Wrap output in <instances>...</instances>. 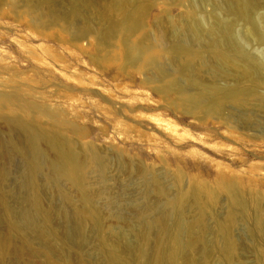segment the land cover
<instances>
[{
  "label": "rangeland",
  "instance_id": "374dc122",
  "mask_svg": "<svg viewBox=\"0 0 264 264\" xmlns=\"http://www.w3.org/2000/svg\"><path fill=\"white\" fill-rule=\"evenodd\" d=\"M222 4L0 0V264H264V70L172 27Z\"/></svg>",
  "mask_w": 264,
  "mask_h": 264
},
{
  "label": "bare ground",
  "instance_id": "6f19581e",
  "mask_svg": "<svg viewBox=\"0 0 264 264\" xmlns=\"http://www.w3.org/2000/svg\"><path fill=\"white\" fill-rule=\"evenodd\" d=\"M224 4L222 5H213V9L208 15L213 20V23H204L203 18L197 17L193 18L194 20H184L181 23H175L172 25L173 31L176 34H180L183 36L184 40H192L195 42H199L201 44H207L210 42H214L215 44H224L225 52L218 56L219 65H224L228 62V60H238L240 59L243 64H245L247 74L255 73L256 75L262 73L264 70V52L262 51V46L264 47V14L260 13L255 16H252L253 3L254 0H223ZM206 3H211V0H205ZM195 9L198 11L197 5H194ZM222 11L229 15V19H226L221 14ZM207 16V15H206ZM243 20L248 24L247 31L243 34L236 32L234 28V24ZM236 25V24H235ZM162 39L165 38L164 34L161 35ZM256 43L260 45V50L263 52L262 56H256L249 52L245 47V43ZM127 45V54L128 56H134L136 52V44L131 42H125ZM249 45V44H248ZM257 45V46H258ZM262 45V46H261ZM183 45L174 46L172 49L173 52H177L180 49H183ZM260 51V52H261ZM230 52H234L232 54ZM255 69V72H254ZM217 89H214L216 91ZM260 93V92H259ZM252 94L251 92L237 90L235 88H229L227 90L228 98L235 102H241L245 97ZM258 94V93H256ZM258 97V96H257ZM260 98V97H259ZM215 104V103H214ZM223 105V101L217 102L215 104L216 107H221ZM262 121V120H260ZM264 127V126H263ZM264 129V128H263ZM28 138L31 144L37 146L39 137L36 134L28 133ZM52 146L59 152L62 153L57 142L52 141ZM36 155L39 156L40 152L37 151ZM62 173L66 174L65 171ZM24 201V197L21 199ZM20 201L21 206L16 210V221L11 219L10 213L12 210L9 207L5 206L4 203L0 200V206L3 207V210L6 215V221L9 226H13V228L19 227H29L35 231H38V226L36 223V214L29 207L24 205ZM35 208V206H34ZM36 209V208H35ZM12 214V213H11ZM45 221H49V217H44ZM67 235L71 238L75 239V237L82 236L81 226L74 225L73 229L67 232ZM233 249V245L230 242L226 243V250L231 251ZM1 258V255H0ZM2 264H5L2 262Z\"/></svg>",
  "mask_w": 264,
  "mask_h": 264
}]
</instances>
